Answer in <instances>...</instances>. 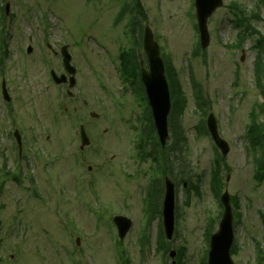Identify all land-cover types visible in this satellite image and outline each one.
Returning <instances> with one entry per match:
<instances>
[{"label": "rangeland", "instance_id": "obj_1", "mask_svg": "<svg viewBox=\"0 0 264 264\" xmlns=\"http://www.w3.org/2000/svg\"><path fill=\"white\" fill-rule=\"evenodd\" d=\"M141 2L147 14L143 24L158 37L162 54L174 67L187 101L175 120L183 128L186 148L167 171L171 179L178 176L173 180L177 184L176 233L171 242L165 240L167 255L158 251L159 219L153 215L146 225L142 210L147 182L142 174L150 171L151 165L144 164L141 176L130 184L118 174L120 165L128 159V146L135 140L129 135V127L118 119L119 110H133L136 116L131 115V119L144 116L143 110L137 108L131 87L128 95L119 97V88L125 91V87L108 56L111 52L117 55V40L126 26V21L121 28L114 26L120 2L0 0V27L1 9L5 8L10 53L5 67H0V184L5 185L0 195V264H119L118 255L115 256L117 229L112 227V218L118 215L133 222L122 241L130 264H172L171 250L180 249L184 250V264H202L208 247V228L214 221L213 233L217 232L224 213L211 182L219 150L209 135L198 131L210 113L216 116L221 136L231 147L226 158L228 170L224 167L222 173V193L228 190L239 204L235 212L233 207L237 249L233 261L264 264V182L254 178L256 159L245 138L249 114L257 104L264 103L256 86L258 50L254 47L264 35V6L257 11L258 0H224V7L209 21L210 47L205 53L201 48L195 57L199 36L195 30L194 0ZM233 2L248 13H260L258 21L252 22L253 36L239 47L238 31L233 28L235 15L228 8ZM74 42L83 46L72 47ZM46 43L57 51L62 45L74 48L75 66L80 68V87L74 90L75 100H65L66 114L59 108L60 92L50 82L47 63H43L49 57L52 67L57 68L59 62ZM29 46L33 47L31 54L27 53ZM243 56L245 60L241 61ZM3 79L11 96L9 104L1 95ZM198 85L211 104L204 110L197 103ZM113 95L119 99V106L112 100ZM92 113L99 118L93 120ZM257 113L264 122L260 108ZM125 118L130 119V114ZM83 121L87 131L99 130L100 137L97 132L91 134L97 144L103 142L101 147L107 149L98 161L104 164L101 171L96 160L73 163L81 154L78 132ZM12 122L22 133L21 157ZM133 125L138 127L137 123ZM178 127L169 123L166 152L173 146V129ZM132 130L130 134L134 133ZM126 170L132 173L128 167ZM11 173L22 182H15ZM90 175L100 180L96 191L88 190ZM141 237L147 243L144 252L139 244ZM257 242L261 245V262Z\"/></svg>", "mask_w": 264, "mask_h": 264}, {"label": "water", "instance_id": "obj_2", "mask_svg": "<svg viewBox=\"0 0 264 264\" xmlns=\"http://www.w3.org/2000/svg\"><path fill=\"white\" fill-rule=\"evenodd\" d=\"M222 6V0H196L199 26L201 30L203 47H207L210 42V36L207 29V21L215 10ZM145 52L149 58L150 73L144 72V83L148 91L150 105L153 110L155 124L163 144L166 143L168 132V115L170 111V97L168 85L165 80V69L160 57V49L152 32L147 29L144 40ZM70 58L67 57L65 64L69 65ZM61 82V80H58ZM209 129L213 139L218 147L226 156L229 153V147L226 142L220 139L217 131L216 121L213 116L209 120ZM84 138V137H83ZM166 198L164 203V226L167 238L171 240L175 230V187L170 180H166ZM225 206V214L220 224L219 232L213 235L211 242V253L209 264H234L231 259V248L233 245V214L230 206V195L225 193L222 197ZM116 224L121 231V237L124 238L130 228V222L123 218H116ZM175 254H172L174 257Z\"/></svg>", "mask_w": 264, "mask_h": 264}, {"label": "trees", "instance_id": "obj_3", "mask_svg": "<svg viewBox=\"0 0 264 264\" xmlns=\"http://www.w3.org/2000/svg\"><path fill=\"white\" fill-rule=\"evenodd\" d=\"M263 1L264 0H262V3ZM133 2L134 3L131 7L129 6L126 7L125 13H128L129 15H131V19L133 22L136 21V19L133 18L134 11H136V13L140 15L142 19L146 20L147 16L143 10V7L140 1L133 0ZM258 19H259V13L255 15V17H247V18L245 17V14L243 13L241 14V20L235 25V27L239 28V30L241 31L240 39L242 40V42L248 37V35H250V37L253 36L255 31L252 25V21L253 20L258 21ZM0 43L4 47L6 46V42L3 38L2 32H0ZM254 47L255 49L258 50V56H257V61H256V73L258 77V86L260 89H262V93L264 94V35H260V38L258 39L257 43L254 45ZM1 61L3 62V60ZM130 71L132 72V74ZM123 73L126 78L128 77V75L131 74L132 78H134L136 82L141 81L140 73H139V65L134 60H131V59L127 60ZM168 76H169L171 85L178 84L176 71L172 67L171 64L169 65ZM174 90L177 92L178 99H176V96H175L176 93ZM173 93L175 96L173 113L176 114V116H178L180 113L183 112L184 110L183 108L186 106V100L183 99V95L181 94L179 86L177 85L175 86V88L173 89ZM173 123H175V121H173ZM178 125L179 124H174L175 127H178ZM150 127H151V130L146 132V136L143 138V142L149 140L155 144L154 156L156 157V160L158 162L163 161L164 163L163 167L166 168V164L168 163L169 159H168V156H166L164 153H162V150H160V146L157 142V137L155 135V130L153 127V122H152L151 117H150ZM173 134H174V142H173L174 143L173 144L174 154L176 153L182 154L186 148V142H187V139L183 133L182 127L180 126L177 128V130H173ZM251 134H252L251 139L254 145H258L259 147L264 146V125L255 124L252 129ZM256 179L259 182L264 181V166L261 167L260 172L256 175ZM2 187H3V184H0V193L2 192ZM213 187L215 188V192L218 194V196H220L222 189H223L220 162H218L216 171L213 175ZM236 206H238L237 203H236Z\"/></svg>", "mask_w": 264, "mask_h": 264}]
</instances>
